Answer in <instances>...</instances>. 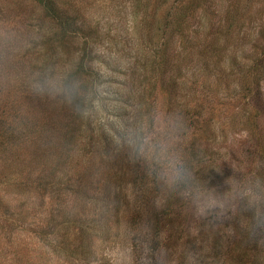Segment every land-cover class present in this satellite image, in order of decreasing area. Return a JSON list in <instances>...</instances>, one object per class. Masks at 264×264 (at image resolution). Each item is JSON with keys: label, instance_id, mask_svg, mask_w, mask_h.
Returning <instances> with one entry per match:
<instances>
[{"label": "rangeland", "instance_id": "rangeland-1", "mask_svg": "<svg viewBox=\"0 0 264 264\" xmlns=\"http://www.w3.org/2000/svg\"><path fill=\"white\" fill-rule=\"evenodd\" d=\"M55 1L0 0V264H264V0ZM164 41L181 73L146 59ZM84 51L96 94L68 144ZM193 188L222 206L198 214Z\"/></svg>", "mask_w": 264, "mask_h": 264}, {"label": "trees", "instance_id": "trees-1", "mask_svg": "<svg viewBox=\"0 0 264 264\" xmlns=\"http://www.w3.org/2000/svg\"><path fill=\"white\" fill-rule=\"evenodd\" d=\"M37 1L40 3V5L43 6V9L45 10V12L47 14H50L52 18L53 17L54 18L55 17L61 18L62 15L60 14V10L58 9L57 3L55 0H37ZM188 8L193 9V4H190V6ZM178 19L181 20V16H179ZM61 23H62V21H61ZM66 23H67V21H66ZM178 26L180 27L181 24L179 23ZM185 34H186V32H185ZM263 40H264V37H263ZM166 51H167L166 41H164L161 48L158 51H155L154 52L155 54L153 53L150 58L146 57V59L150 60L152 58L154 61L161 62L163 64V66H167L166 63L176 62L175 65L169 67V69L175 68L176 72L181 73V68L179 66L180 61L179 60L177 61L175 58L166 59V57H167ZM92 60L93 59L91 57V54L90 55L87 54L86 51L81 53L79 62L76 66V70L67 78V82L69 85H70V83L72 84L74 82L75 77H79V80H80V82L79 81L77 82V86H74L73 92L70 95V98H71L70 100H71V105H72V108H71V112H72L71 120L72 121L69 124L72 128H73V126L75 127L77 125V122L79 120L77 118H80V117L83 118L85 116V111H87V110L89 111L93 107L94 97H95L94 95L96 93L94 92V95H93V97L91 96V98H89L87 93H86V92H89L90 85L92 87H94L96 77H98L97 76L98 73L94 72L93 66L91 65ZM154 66L158 67V65H154ZM173 81H174V86H175L176 85V79L173 78ZM141 103H142V101L140 100L139 105ZM137 121L138 120H135L133 123L135 125H138ZM82 125H83V123L81 122V128H82ZM87 126L89 128L88 129L85 128V129L87 131H89L91 133V135L93 136L91 142H94L93 145L97 146V140L99 139L98 141L101 142V139L98 137L100 135V132H99V134H97L95 132V127H93L92 119L90 116H88V119H87ZM70 130L71 131L69 132V137L71 139H70V141H68V144L70 142H72L74 139L76 140V136L83 135L82 133L81 134L78 133V128L76 129V127L73 129H70ZM95 136H96V138H95ZM105 146H106V144H105ZM108 148H110V147H108ZM53 183H54L53 181L46 180L45 175L43 173L42 177L39 178V181H38L37 185L35 186V190H36V188L41 189V191L45 190V189H49L50 187L55 188V189L58 188ZM146 183H148L152 186L153 184H156L157 182L154 179L152 183L150 181H148ZM246 224H247V226H249L250 222H246ZM157 233H156V236L159 237V235ZM250 248L251 247L245 248L244 252L246 254L239 256V258H244L245 260H248L250 257L247 254H249V251L251 250Z\"/></svg>", "mask_w": 264, "mask_h": 264}, {"label": "clouds", "instance_id": "clouds-1", "mask_svg": "<svg viewBox=\"0 0 264 264\" xmlns=\"http://www.w3.org/2000/svg\"><path fill=\"white\" fill-rule=\"evenodd\" d=\"M42 87L54 88L55 85L45 82ZM164 176L169 184L177 182L184 183L189 179V174L179 164H174L170 168H166ZM191 194L196 211L200 215H206L209 211L222 206L221 202L217 201L211 195L201 192L198 188H193ZM249 207L254 215V230L264 229V194L253 192L249 197Z\"/></svg>", "mask_w": 264, "mask_h": 264}]
</instances>
